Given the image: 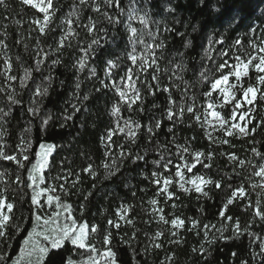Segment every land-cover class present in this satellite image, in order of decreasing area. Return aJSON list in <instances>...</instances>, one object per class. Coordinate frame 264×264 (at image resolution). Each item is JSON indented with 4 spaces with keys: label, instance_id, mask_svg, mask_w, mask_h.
Wrapping results in <instances>:
<instances>
[{
    "label": "trees",
    "instance_id": "obj_1",
    "mask_svg": "<svg viewBox=\"0 0 264 264\" xmlns=\"http://www.w3.org/2000/svg\"><path fill=\"white\" fill-rule=\"evenodd\" d=\"M76 2L78 3V0ZM97 2L101 5V12L107 10L111 14L116 13L115 8L106 9L103 0H97ZM7 3L9 5L7 10L0 6V34L7 33L6 36L0 35V40H3L7 45L6 48L0 47V70L3 68V58L6 55L12 63V74L21 76L24 68L35 67V59L40 58L36 56V53L42 49L41 57L44 53H47L48 57L45 64L41 66V72H34L33 75L35 76V84L47 87L48 93L43 97H33L27 90L20 88L19 80L14 82L16 91L21 93L16 98L21 100L22 106H11V114L0 121L3 128L7 129V135L3 142H6L10 146L9 150H12L18 143L20 135L23 134V130L26 127H31L33 151L40 142L55 145L53 156L50 157L52 176L57 175L61 169L68 170L71 168L73 171H78L80 168L86 167L88 163L100 165L105 151L101 136H106V130L109 126H115V118L111 115V108L118 97H116L113 89H101L97 92L95 89L100 87L99 81L95 77L91 80L88 79L89 69L96 68L99 79H104L107 61L112 59L116 61L119 67L112 68L111 72L116 75L117 79L124 74L127 66L131 65L125 50L128 33L124 25L113 26L100 13H93L90 7L83 8L81 6L83 10L79 19L76 16L71 17L73 21L71 27L75 33H79L78 36L74 35V37L69 38L73 47L62 49L60 63L50 67L52 60L57 59L59 55L53 54V49L62 35L61 27L65 30L68 28L67 24L61 25V18L67 16L73 0H54L59 8L53 18L52 27L55 28V31L46 32V35L43 36L38 27L32 23L33 18L42 19V14L21 4L19 0H7ZM121 4L127 10V0H121ZM169 4L175 9L174 12L166 11V6ZM139 7L144 8V0H139ZM148 7L151 10V19L159 22L158 25H151V30L157 32L159 37L156 42L159 43L160 40H163L165 43V48L156 52L157 56L162 55V59L158 61L160 71L156 73L159 83L157 85L151 79L154 68L148 69L147 73L142 74L144 83L138 81L136 85L141 89L143 98L142 101H138V105L133 106L136 111L129 113L126 106H122L121 112V125L123 119H128L129 116L141 125L139 129H135V125H133L137 134V142L132 147V151L133 153L138 152L144 159L134 163L132 157H129L124 161L119 171L108 178H105V170L100 167L96 181L82 174L83 183L78 187L92 190L91 196L85 201L82 194H78L76 189H72L73 194L68 200L76 210L77 216L80 215V205L85 204L84 219L100 226L98 248L102 247L104 230L108 228L107 221L117 219L116 212L121 205L131 206L127 216L132 219L133 223L129 225L120 221L119 229L115 227L109 229L112 232L111 247L116 253L118 264H160L166 253L175 254V260L172 264H242V262L262 264L264 257L258 256L256 260H253L252 254L259 252V244L264 239V222H261L259 218L252 221V209L242 210V205L245 203L251 202L255 205L256 194L261 192V189L248 188V199L237 201L230 206L229 215L240 218L242 234L233 233L232 226L235 223L233 220L227 223L223 231V236L227 237L226 239L220 238L221 233L217 231L218 228H221L218 211L221 207L222 198L226 193L230 195V191L227 189L221 191L216 189L214 184H211L205 186L204 189L208 192L207 197H198L194 191L187 195L183 192L178 193L180 200L176 201L179 207L175 209V215L184 218L186 223L187 218L191 217L202 223L216 225L209 232V237H217L211 245L204 243L203 232L196 235L195 231L187 232L185 230H181L180 233V238L184 241L182 245L169 244L168 239H175V237L170 236L168 231L170 226L157 223L154 217L147 215V211H151V206L147 201L154 196L156 190L150 181L151 173L155 167L152 161L159 159L157 146H161L160 151L166 147L168 152L165 155H170L174 161L177 159V148L171 143L173 137H175L176 144L179 145H184L187 140L193 151L202 150L205 151V154L209 149L214 151L212 167L203 169L197 165V169L194 171L203 172L213 181L221 180L225 186L231 183L233 187H238L240 183H243L247 188L248 181L245 177L251 171V165L246 164L243 169L236 167L234 163L229 162L228 154L234 153L241 159L251 160L253 163L259 162L251 150L255 147L259 152L264 153V128L258 130L254 136L239 139L224 137L218 131L213 132V137L228 139L230 144H210V141L205 138L202 128L194 122H192V127H188L191 122L189 114L185 113L183 123H177L173 126V123L166 118V110L169 95L171 94L175 98L178 105L181 93L185 91V85L183 81L177 79V75L182 76L184 81L195 84L199 72L202 70L201 66L211 64L210 61L203 59L204 50L209 47V39L224 38L226 40L223 46L214 45L216 49L228 47L237 37L243 39L245 43L247 42V37H244L243 34L250 24L260 20V14L264 11V0H207V5H205V0H149ZM217 9L219 11H216ZM89 16L96 22L98 29L104 28L106 31L96 34L100 40V46H94L95 51L91 53L86 68L83 71H78V68L75 67L76 61L84 54L79 52L75 46L77 41H82L86 47L88 40L91 39L83 27L84 24L88 23ZM120 19L126 18L120 17ZM134 26L140 27L139 24ZM165 26L175 31L167 32ZM69 41H65V43L67 44ZM186 44L187 47H185ZM128 50L130 51V48ZM212 55L215 57L216 52L214 51ZM175 64H181L184 70L178 69L177 73L174 74L172 69ZM49 75L52 77L50 82L46 79ZM252 77L254 82V72ZM77 81L80 82L79 90L76 88ZM3 83V79L0 78V85ZM28 84L35 91L33 81L29 80ZM150 86L155 93L154 95L149 90ZM165 87L169 88V92L163 91ZM199 90L200 86L196 85L195 88L189 89V95ZM77 93L80 96L79 100L76 99L75 94ZM85 94L89 97L86 101L83 100ZM32 99H35L40 107V114L36 117L28 112V106ZM197 101L203 103V97L197 96ZM187 102L191 103V101ZM74 103L80 106V111L76 112L73 119L61 127V123H64L63 114L66 110L68 113H72L71 105ZM0 107L5 110L9 108V104L2 94H0ZM141 108L143 111H140ZM46 115H50L52 120L47 129L41 131L40 117ZM253 115L256 116L254 123L258 122L260 116H264V104L258 113H253ZM155 120H162L159 129H155ZM149 126L155 129L151 140L148 139L150 134L147 132V128ZM169 128L173 129L171 133L168 131ZM126 132L127 129H125ZM125 133H120L113 139L117 143H125L127 147L128 143L124 139ZM113 150L118 151L115 148ZM221 152L225 155L221 156ZM187 158L191 160L190 156ZM32 159L34 160L35 157L33 156ZM15 167L11 162L0 161V171H11ZM234 168L236 172L241 173L239 177L233 173ZM21 171L26 180L27 172ZM5 179L9 181L8 185H0V187H8L7 196L9 200L14 196L16 197L17 208L13 221L20 225L19 234H16L14 229L9 228L8 239L0 241V254H6L10 258L7 259V264H12L23 239L28 230L32 228L31 219H26L29 214L31 193L28 189H24L27 195L21 201L20 196L24 193L13 191V189L18 188L17 184L12 183V180L15 179V172H12L10 177L6 176ZM93 183L96 185L94 189H92ZM133 192H135V196H133ZM170 203L166 208L168 213L173 211ZM160 206H163V198L160 199ZM41 214L43 215V213ZM249 221H252V224L248 231L253 232L255 234L253 236L248 235L247 231H243ZM158 230L165 233L156 241L163 244L162 249L150 247L153 243L150 238ZM133 233L135 239H132ZM95 240L94 237L93 242ZM201 243H204L207 249L203 257L193 254L191 251L194 247L199 250ZM71 247V245L66 244L64 249L53 250L49 254L46 264H64V258ZM145 248H148L147 253L144 251Z\"/></svg>",
    "mask_w": 264,
    "mask_h": 264
},
{
    "label": "snow or ice",
    "instance_id": "obj_2",
    "mask_svg": "<svg viewBox=\"0 0 264 264\" xmlns=\"http://www.w3.org/2000/svg\"><path fill=\"white\" fill-rule=\"evenodd\" d=\"M19 2L42 14V19L33 18L32 20V23L38 27L42 36L46 35V32L55 31V28L52 27L53 18L59 8L54 3V0H19ZM103 5L106 9L115 8L116 13L111 14L107 10L101 12V5L97 0H78V3L73 0L71 10L67 16L61 18V25L67 24L68 28L65 30L61 27L62 35L53 49V54L59 55L57 59L52 60L50 66L54 67L60 63L62 49L73 47L69 38L74 37V35L78 36L79 33H75V30L71 27L73 23L71 17L76 16L79 19L83 8L90 7L93 13H100L113 26L124 25L128 33L125 50L127 59L131 62L124 74L117 79L116 75L111 72L112 68L119 67L116 61L112 59L107 61L104 79H99L96 68L89 69L88 79L91 80L95 77L99 81L100 87L95 89L97 92L101 91V89H113L116 97H118L111 108V115L115 118V126H109L106 130V136H101L105 151L100 165L88 163L86 167H82L78 171H73L71 168L68 170L61 169L57 175L52 176V160H50V157L53 156L55 145L40 142L35 151H33V140L30 135L32 129L31 127H26L23 130V134L20 135L18 143L12 150H9L10 146L3 142L4 137L7 135V129L3 128V124L0 123V161L11 162L16 166L11 171H0V185H8L9 181L5 177H10L12 172H15V179L12 180V183L17 184L18 188L13 189V191L24 193V195L20 196L21 201L27 195L24 189H28L31 193L29 214L26 219H31L32 228L28 230L16 258L12 260V264H46L49 254L53 250L64 249L66 244L72 247L64 258V264H118L116 253L111 247L112 232L109 229L112 227L119 229L121 226L120 221L129 225L133 223L132 219L127 216L131 206L121 205L116 212L117 219H109L107 221L108 228L104 230L102 247L98 248L100 226L84 219L85 204L82 203L80 205V215L77 216L76 210L68 200L73 194L72 189H76L78 194H82L85 201L91 196L92 190L78 187V185L83 183L82 174L96 181L100 167H103L105 178H108L115 175L129 157H132L134 163L137 160L144 159L138 152L133 153L132 151V147L137 142L135 129H139L141 125L133 121L131 116L128 119H123V124L121 125L122 106H126L129 113L136 111L133 106L138 105V101L143 99L141 89L136 87V85L138 81L144 83L142 74L147 73L148 69L154 68L151 79L157 85L159 83L156 73L160 71L158 61L162 59V55L157 56L156 52L158 50L162 51L165 48V43L163 40L157 43L158 34L151 30V25H158L159 22L152 20L150 17L149 0H144L143 9L139 7V0H127V10H125V6H122L121 0H103ZM205 5H207V0H205ZM0 6L7 10L9 7L7 0H0ZM166 11L174 12L175 9L169 4L166 6ZM216 11H219V9ZM260 15V20L250 24L244 32V37H247L246 43L243 39L237 37L228 47L216 49L214 45L223 46L226 40L224 38L218 40L209 39V47L204 50L203 59L210 61L211 64H203L201 66L202 70L199 72L195 84H190L188 81H184L182 76L177 75V79L183 81L185 91L181 93L178 105L171 94L168 97L166 118L173 123V126L177 123H183L185 113H187L191 119L188 127H192V122H194L204 130L205 138L210 141V144L216 143L220 145L230 144V141L228 139L215 138L212 132L218 131L224 137H236L239 139L254 136L258 130L264 128V116H260L259 121L254 123L256 116L253 115V113H258L262 104H264V11ZM120 17H125L126 19L122 20ZM17 23L19 22L17 21ZM135 24H139L140 27L134 26ZM83 27L91 39L88 40L86 47L84 42L77 41L75 47L84 54L76 61L75 67L78 68V71H83L86 68L91 53L95 51L94 46H100V40L96 34L106 31L104 28L98 29L96 22L91 16L88 18V23L84 24ZM165 31L172 32L175 30L165 26ZM0 35L6 36L7 33ZM65 41H69V43L66 44ZM0 47H7L3 40H0ZM185 47H187V44ZM129 48L130 51L128 50ZM214 51L216 52L215 57L212 55ZM42 52L43 50L41 49L36 53V56L40 58L35 59V67L24 68L21 76L12 74L13 67L10 58L6 55L4 56L3 68L0 70V78L3 79L4 83L0 85V94L6 98L9 108L5 110L0 107V121H3L4 117H8L11 114V106H22L21 100L16 98L21 93L16 91L15 81L19 80L20 88L27 90L33 97L47 95L48 88L43 87L41 84H35V76L33 75L34 72H41V66L45 64L48 57L47 53H44L43 57H41ZM178 54L183 55L182 53ZM170 63L172 62L170 61ZM178 69L180 71L184 70L181 64H175L172 69L173 73L176 74ZM253 72L255 73L254 82ZM46 79L50 82L52 79L51 75ZM29 80L35 84V91L29 86ZM196 85L200 86V90L189 95V89L195 88ZM76 88L77 90L80 88L79 81L76 83ZM149 90L153 95L155 94L151 86ZM163 91L169 92V88L165 87ZM75 95L76 99L79 100L80 96L78 93ZM197 96L203 97V103H198ZM88 98L87 94L83 96L84 101L88 100ZM187 101H191V103ZM33 105L36 106L34 107ZM71 107L73 112L68 113L67 110L65 111L63 114L64 123H61V127L65 126V123L72 120L75 113L80 111L78 104L74 103ZM201 109L203 110L201 111ZM221 110L225 111L222 112ZM140 111H143V109L141 108ZM28 112L34 117L39 116L40 107L35 99L31 100ZM51 120L52 117L50 115L40 117L41 131L47 129ZM161 123L162 120H155V129H159ZM133 125H135V129ZM125 129H127L126 133ZM155 129L152 126L147 128V132L150 134L149 140L154 135ZM209 129L212 131H209ZM168 131L171 133L173 129L169 128ZM120 133H125L124 139L128 143L127 147L125 143H117L113 139L114 136ZM252 142L255 143V141ZM171 143L177 148V159L175 161L170 158V155H165L168 152L166 147L160 151L161 146H157L159 159L152 161L155 167L151 173L150 181L156 190L154 196L147 201L151 206V211L146 210L147 215L154 217L157 223L170 226L168 231L170 236L175 237V239H168L167 242L169 244L182 245L184 243L180 238L181 230L187 232L195 231L196 235H200L203 232L204 243L211 245L215 242L217 237H209V232L216 227L215 224L202 223L191 217L187 218L186 223L184 218L175 215V209L179 207L176 201L180 200L178 193L183 192L187 195L194 191L198 194V197H207L208 192L204 189L205 186L211 184H214L215 188L221 191H225V189L230 191V195L226 193L222 198L221 207L218 211L221 228H218L217 231L221 233L220 238H227L223 236V231L227 223L233 220H235L232 226L233 233L242 234L240 218L229 215V212L230 206L235 202L248 199V188L253 190L259 188L261 192L256 194L255 205L251 202L245 203L242 205V210L252 209V221L259 218L261 222H264V153L259 152L255 147L252 148V153L259 160L256 163L251 160L241 159L234 153L228 154L229 162L234 163L236 167L243 169L246 164L251 165V171L245 177L248 181L247 188L243 183H240L238 187H233L231 183L225 186L221 180L213 181L203 172L194 171L197 169V165H200L203 169L212 167L213 150H207V154L202 150L193 151L187 140L184 145H179L176 144L175 137H173ZM114 148L118 149V151H114ZM220 155L223 156L225 153L221 152ZM33 156L35 157L34 160L32 159ZM188 156L191 157V160L187 158ZM173 168L175 169L174 171ZM21 170L27 172L26 180L23 178ZM233 173L237 177L241 175L240 172L235 171V168ZM72 177L75 178L71 179ZM60 181H63V183H60ZM95 187L96 185L93 183L92 189ZM173 188L175 190H172ZM141 191H144V189H141ZM7 192V186L0 187V241L8 239L9 228L14 229L16 234L20 232L19 223L13 221L17 208L16 197L14 196L9 200ZM133 196H135V192H133ZM161 198H163V206H160ZM169 203L173 209L171 213L166 211ZM169 217L171 218L169 219ZM252 221H249L243 230L247 231L250 236L255 235L253 232L248 231ZM145 223H148V221H145ZM164 234V231L158 230L150 238L153 241L150 247L162 249L163 244L156 241ZM94 237L96 238L95 242H93ZM132 239H135L134 233ZM204 243H201L199 250L195 247L192 248V253L203 257L207 251ZM144 251L147 253L148 248H145ZM233 255L236 254L233 253ZM258 256L264 257V239L259 244V252L252 254V259L256 260ZM7 259L10 258L6 254H0V262L7 264ZM174 260V253H166L164 260H161L160 264H172ZM242 264H246V262H242Z\"/></svg>",
    "mask_w": 264,
    "mask_h": 264
},
{
    "label": "rangeland",
    "instance_id": "obj_3",
    "mask_svg": "<svg viewBox=\"0 0 264 264\" xmlns=\"http://www.w3.org/2000/svg\"><path fill=\"white\" fill-rule=\"evenodd\" d=\"M242 123V122H241ZM209 131H212L211 129H209ZM213 133V132H212Z\"/></svg>",
    "mask_w": 264,
    "mask_h": 264
}]
</instances>
